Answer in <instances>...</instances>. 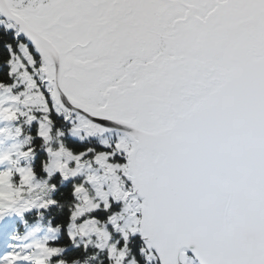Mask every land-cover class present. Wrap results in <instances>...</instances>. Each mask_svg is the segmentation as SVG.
<instances>
[{"label": "snow or ice", "instance_id": "snow-or-ice-1", "mask_svg": "<svg viewBox=\"0 0 264 264\" xmlns=\"http://www.w3.org/2000/svg\"><path fill=\"white\" fill-rule=\"evenodd\" d=\"M0 264H264V0H0Z\"/></svg>", "mask_w": 264, "mask_h": 264}, {"label": "trees", "instance_id": "trees-1", "mask_svg": "<svg viewBox=\"0 0 264 264\" xmlns=\"http://www.w3.org/2000/svg\"><path fill=\"white\" fill-rule=\"evenodd\" d=\"M32 219H33V217H29V220L30 221ZM9 226L11 227V229L14 228V227H18L21 235H23L25 233V231H26V229L24 228V226L21 225V224H19V222H16V221H13ZM61 243H67V239L64 238V240H62Z\"/></svg>", "mask_w": 264, "mask_h": 264}, {"label": "rangeland", "instance_id": "rangeland-1", "mask_svg": "<svg viewBox=\"0 0 264 264\" xmlns=\"http://www.w3.org/2000/svg\"><path fill=\"white\" fill-rule=\"evenodd\" d=\"M9 230H11V227L9 226Z\"/></svg>", "mask_w": 264, "mask_h": 264}]
</instances>
